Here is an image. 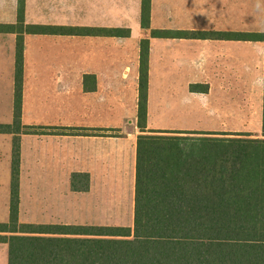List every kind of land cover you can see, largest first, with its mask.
<instances>
[{"label": "crops", "instance_id": "1", "mask_svg": "<svg viewBox=\"0 0 264 264\" xmlns=\"http://www.w3.org/2000/svg\"><path fill=\"white\" fill-rule=\"evenodd\" d=\"M131 1L135 4L133 12L130 11L133 8ZM257 1L151 0L150 28H143V0H0V24L3 25H17L20 12H23L26 26L130 30L128 27L105 25L103 20L108 19V12H119L124 20L129 21L131 17L140 20L142 29L136 43L131 40V30L130 35L124 38L23 34L21 124L24 128L41 127L46 133L31 134L22 130L19 176H24L25 170L36 166L38 177L56 176L62 171L61 176L88 178L87 185L82 189L87 214L89 211L94 216V222L88 226H123L117 225L121 222L114 219L123 217L127 209L128 215L134 219L137 137L140 134L141 44L147 39L150 40L148 120L152 103L154 47L160 46L163 50L157 58L160 57L164 65L163 79L177 81L182 74L181 69L188 71L189 76L185 79L189 91L187 97L196 106V113L222 114L220 123L224 128L221 129H226L228 120L237 119L235 113L244 115L241 127L245 129H240V126L231 129L248 133L251 132L247 131L249 129L263 128L264 41L234 40L220 35L206 38L152 36L153 30L210 34L242 32L236 25L238 18L240 21L241 17H248L250 25L255 19H261V24H264V0ZM257 7L259 12H253ZM15 12L18 14L15 15ZM51 12L56 15L65 12L67 18H72L70 12H84L82 20L86 21L74 19L70 24H61L52 19ZM173 13H181L182 17L186 16L185 19L195 17L199 25L190 29H180L181 26L177 25L164 28L166 16ZM46 16L48 21H41ZM162 16L164 25L156 24V19L160 21ZM210 20L213 25H208ZM257 30L264 32L263 29ZM19 37L17 32H0V116L7 121L12 116V121L4 124L14 122ZM192 84L202 85L207 92H192ZM111 129L119 131H105ZM177 130L190 129L184 127ZM57 131L59 133H55ZM15 137L14 133H0V143H7L3 154H7L10 164V191ZM126 190L128 204L125 202ZM103 218H110L111 221L101 220ZM5 244L9 251L8 243Z\"/></svg>", "mask_w": 264, "mask_h": 264}, {"label": "trees", "instance_id": "2", "mask_svg": "<svg viewBox=\"0 0 264 264\" xmlns=\"http://www.w3.org/2000/svg\"><path fill=\"white\" fill-rule=\"evenodd\" d=\"M150 24L151 0H143L142 26L150 28ZM0 32H17L20 36L14 122L0 124V133L16 135L10 220L0 223V242L9 245L8 264H264V137L250 133L148 130V39L141 44L133 227L19 223L20 134L23 129L31 134L46 133L41 127L24 128L21 124L23 34L124 38L130 30L26 26L20 12L18 24H0ZM212 35L264 41V32L152 31L153 37ZM190 90L207 92L198 84H192Z\"/></svg>", "mask_w": 264, "mask_h": 264}, {"label": "rangeland", "instance_id": "3", "mask_svg": "<svg viewBox=\"0 0 264 264\" xmlns=\"http://www.w3.org/2000/svg\"><path fill=\"white\" fill-rule=\"evenodd\" d=\"M262 0H259V2ZM256 3L258 1L256 0ZM133 8L130 10L133 12L135 10V4L131 1ZM258 7L253 12H259ZM52 19L58 21L61 24H70L74 19H81L77 21H86L82 20L84 17V12H70V17L65 12H61L59 15H56L54 12H51ZM175 13V12H174ZM173 13V14H174ZM18 12H15L17 15ZM48 14H50L48 12ZM161 17L159 21L156 19V24L164 25L163 19L165 20L166 29L171 28L170 26H181L180 29H190L191 27L197 26L198 20L193 17V19H185L186 16H181V13H177L171 16ZM263 20V19H262ZM27 21V20H26ZM41 21H48L47 16L42 17ZM106 22L107 27H128L131 30V40L136 43L141 34V25L140 20L137 18H130L129 21L122 18L121 13L119 12H108V19L103 20ZM57 22V23H58ZM42 23V22H41ZM214 22L210 20L208 25H213ZM248 17H241L237 19L238 27L242 32L244 31H259L257 29H263L264 24H261L260 21H255L251 23ZM256 29V30H250ZM262 32V31H259ZM154 40V39H152ZM163 50L162 47H154L155 51V65L153 68V82H152V103L150 118L148 120L149 128H160L164 130H177L181 128L189 127L190 130L197 131H207V132H229V133H241L245 130L231 129L230 127L237 126L240 129H245L241 126L244 125L241 121V117H244L242 113H235L236 120L234 118L232 121L225 123L226 129L220 123L221 116L215 115L209 112H199L196 113V106L189 102L190 97L188 98L189 91L186 88V77L189 76L186 69H181V75L177 81H166L163 79L165 70L164 65L161 64L160 57L157 58V54ZM121 70L123 67L119 63ZM121 70L119 73H121ZM135 71V67H134ZM135 74V72H134ZM11 116V115H10ZM9 116V117H10ZM8 117V119H9ZM3 117L0 116V124L10 123L12 121V116L10 119L2 120ZM4 121V122H3ZM211 125V126H209ZM209 126V127H208ZM153 129V130H154ZM152 130V129H148ZM247 131L252 135L264 137V128H253ZM7 143H0V154L2 150V155L0 157V222H7L10 216V201H11V191H10V179L11 172L9 170V161L7 159L6 152ZM34 162V161H33ZM35 163V162H34ZM32 167V166H30ZM25 170L24 176H19L20 178V217L19 223H70L75 225H91L93 223L92 213L85 208V197L84 193L79 190H75V186L83 188L88 183V178L83 176H61L62 171L57 172L56 176L49 177H38L37 167ZM7 174V175H6ZM9 174V175H8ZM12 186V183H11ZM129 187V185L126 184ZM125 202L128 204V194L127 190L125 193ZM128 210V209H127ZM126 210L123 217L114 219V221L121 222L117 225H123L127 227H133L134 219L131 218V215H128ZM101 220L111 221L110 218H103ZM97 225V224H95ZM104 225H114V224H104ZM8 246L5 243L0 242V264H8Z\"/></svg>", "mask_w": 264, "mask_h": 264}]
</instances>
